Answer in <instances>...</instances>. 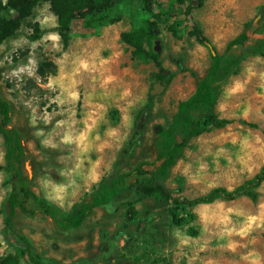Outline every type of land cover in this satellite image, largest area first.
<instances>
[{
	"label": "rangeland",
	"instance_id": "rangeland-1",
	"mask_svg": "<svg viewBox=\"0 0 264 264\" xmlns=\"http://www.w3.org/2000/svg\"><path fill=\"white\" fill-rule=\"evenodd\" d=\"M263 5L264 0H157L149 8L129 0L113 12L117 22L92 30L76 20L64 49L55 31L57 17L49 3L40 2L21 35L0 45L3 96L12 107V126L23 135L25 174L33 191L68 215L117 169L155 161L158 129L171 124L179 103L192 96L212 62L210 49L189 34L193 21L222 54L248 23L264 25ZM156 16L161 21L151 45L159 60L135 59L121 34ZM35 22L44 32L38 41L29 39ZM258 38L252 30L249 44ZM45 61L54 67L44 79L39 69ZM160 73L172 76L171 82L162 83ZM158 82L165 88L154 96L152 116L143 117L140 141L118 167L138 113ZM216 111L236 122L191 142L167 180L175 196L193 199L218 187L233 190L264 167V56H248L240 74L222 85ZM5 154L0 134V209L9 194ZM258 193L255 202L242 197L191 208L187 213L196 218L184 226L174 225L170 207L151 198L137 205L131 223L121 207L97 209L72 231L43 215L18 213L15 229L31 240L35 253L59 264H264V183ZM14 253L0 214V257Z\"/></svg>",
	"mask_w": 264,
	"mask_h": 264
},
{
	"label": "trees",
	"instance_id": "trees-1",
	"mask_svg": "<svg viewBox=\"0 0 264 264\" xmlns=\"http://www.w3.org/2000/svg\"><path fill=\"white\" fill-rule=\"evenodd\" d=\"M127 1L129 0H0V45L9 43L21 35L23 25L33 18L35 8L40 2L49 3L50 10L58 21L55 31L60 36L64 49H68L76 20L82 21L86 28L92 30L108 22H117L119 17L112 19L111 16L117 7ZM138 1L150 8L157 0ZM5 13H15V16H6ZM159 21L161 17L156 16L155 21H147L133 31L121 34V40L132 48V56L135 59L158 62L159 54L153 51L151 44L158 36ZM32 30L30 40L38 41L44 36L38 22L34 23ZM172 30L176 34L178 27L175 26ZM252 30L260 38L255 43L249 44ZM189 34L200 45L210 49L212 62L192 96L179 103L171 124L158 129L155 161L140 162L132 170L117 169L114 178H103L92 189L89 197L75 204L68 215H63L55 205L33 191L25 174L23 135L12 126V107L4 99L0 82V134L6 146L2 169L7 173L9 187V194L0 209V214L5 216V231L10 243L15 246L14 254L0 257V264H21L22 260L28 264H59L35 253L31 240L17 233L15 219L18 213L28 216L43 215L50 218L62 231H72L82 227L97 209L125 208V220L131 223L137 219V205L146 199L154 198L170 207L174 225L184 226L196 218L194 214L187 213L191 208L213 204L218 200L235 201L245 197L255 202L259 199L258 189L264 183V167L254 179L233 190L218 187L205 196L193 199L175 196L167 186L172 169L183 158L194 139L214 129H224L236 122L221 118L216 111L221 87L231 77L240 74L242 63L248 56H264V25L255 27L248 23L244 30L227 44L222 54L215 52L210 39L204 34L197 21H193ZM236 48H241L240 53L235 52ZM52 67H54L52 62H43L39 75L45 79ZM158 79L168 84L172 76L167 77L160 73ZM154 100L155 97L150 94L148 103L139 111L135 121V134L128 148L123 150L117 162L118 167L128 160L138 145L142 136L141 121L145 116H152ZM240 123L256 128L255 124L245 120H241ZM190 232L194 236L197 234L193 230Z\"/></svg>",
	"mask_w": 264,
	"mask_h": 264
},
{
	"label": "water",
	"instance_id": "water-1",
	"mask_svg": "<svg viewBox=\"0 0 264 264\" xmlns=\"http://www.w3.org/2000/svg\"><path fill=\"white\" fill-rule=\"evenodd\" d=\"M165 88V85H162L161 82H158L157 84H155L154 89L151 92L152 96H156L158 94H161L163 92ZM26 170L28 171L29 176L31 175V170L30 167L28 165H26Z\"/></svg>",
	"mask_w": 264,
	"mask_h": 264
}]
</instances>
